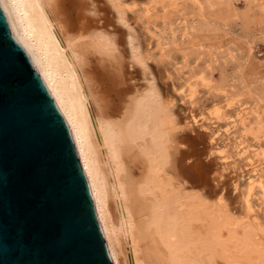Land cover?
Wrapping results in <instances>:
<instances>
[{
    "label": "rangeland",
    "instance_id": "rangeland-1",
    "mask_svg": "<svg viewBox=\"0 0 264 264\" xmlns=\"http://www.w3.org/2000/svg\"><path fill=\"white\" fill-rule=\"evenodd\" d=\"M84 2L93 54L97 31L117 39L107 56L127 84L117 114H134L147 90H158L171 121L169 160L185 192L215 206L219 220L252 224L264 238V0ZM213 241L204 235L214 264H264L248 248Z\"/></svg>",
    "mask_w": 264,
    "mask_h": 264
},
{
    "label": "bare ground",
    "instance_id": "bare-ground-1",
    "mask_svg": "<svg viewBox=\"0 0 264 264\" xmlns=\"http://www.w3.org/2000/svg\"><path fill=\"white\" fill-rule=\"evenodd\" d=\"M1 1L71 129L114 264H127L123 242L135 264H214L205 234L211 243L221 239L264 260V238L252 224L221 221L215 206L185 192L169 160L171 121L158 90H147L134 114L128 108L117 114L114 103L127 91L121 65L107 57L118 49L117 39L97 31L93 54L94 23L84 0Z\"/></svg>",
    "mask_w": 264,
    "mask_h": 264
},
{
    "label": "water",
    "instance_id": "water-1",
    "mask_svg": "<svg viewBox=\"0 0 264 264\" xmlns=\"http://www.w3.org/2000/svg\"><path fill=\"white\" fill-rule=\"evenodd\" d=\"M0 264H114L71 129L1 0Z\"/></svg>",
    "mask_w": 264,
    "mask_h": 264
}]
</instances>
